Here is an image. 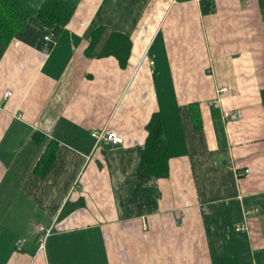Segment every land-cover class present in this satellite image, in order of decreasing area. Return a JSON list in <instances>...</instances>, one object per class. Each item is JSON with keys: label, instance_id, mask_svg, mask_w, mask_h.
Listing matches in <instances>:
<instances>
[{"label": "crops", "instance_id": "1", "mask_svg": "<svg viewBox=\"0 0 264 264\" xmlns=\"http://www.w3.org/2000/svg\"><path fill=\"white\" fill-rule=\"evenodd\" d=\"M64 1L0 44V264H264V0ZM97 28L125 63L86 54ZM153 112L166 176L137 171Z\"/></svg>", "mask_w": 264, "mask_h": 264}, {"label": "trees", "instance_id": "2", "mask_svg": "<svg viewBox=\"0 0 264 264\" xmlns=\"http://www.w3.org/2000/svg\"><path fill=\"white\" fill-rule=\"evenodd\" d=\"M202 1V0H201ZM210 0L202 2L209 3ZM205 10L208 7H203ZM74 10V5L64 0H44L38 7L34 8L21 0H0V44H7L17 31L21 30L27 18L34 15L45 25L65 24ZM102 28L92 32L86 54L97 56L114 54L120 63H125L129 53L131 42L128 35L115 31L109 32L104 40ZM100 44L99 48L96 47ZM193 117L196 123L200 120L197 104H193ZM147 129L146 139L140 152V160L137 171L152 176H166L168 174V151L165 141L163 124L158 112H153L145 125ZM54 151L44 153L37 162L36 170L44 174L53 158ZM69 211L64 205L59 213V218Z\"/></svg>", "mask_w": 264, "mask_h": 264}, {"label": "built area", "instance_id": "3", "mask_svg": "<svg viewBox=\"0 0 264 264\" xmlns=\"http://www.w3.org/2000/svg\"><path fill=\"white\" fill-rule=\"evenodd\" d=\"M6 95H10L11 94V90H7L5 91ZM225 115L227 116L228 119H235L238 117L237 111L236 110H232V111H226ZM90 134L93 136L94 141L98 142L99 140H101L102 138H106L111 140L113 143H118V142H122L123 141V137L121 135H119L118 133H116L115 131L112 130H98V129H93L90 131ZM247 171V169H245ZM257 211V207H251L249 209H245V214L247 213H252ZM235 228L237 230H245L246 229V223H240L237 224L235 226ZM35 229L36 232L41 234L42 233V237L44 238L48 232H49V228H46L44 226H42L41 224H35ZM17 246L21 245V241H18ZM40 244H42V242H40Z\"/></svg>", "mask_w": 264, "mask_h": 264}, {"label": "rangeland", "instance_id": "4", "mask_svg": "<svg viewBox=\"0 0 264 264\" xmlns=\"http://www.w3.org/2000/svg\"><path fill=\"white\" fill-rule=\"evenodd\" d=\"M255 259H257L258 261H259V259H258V257H257V254L255 255V256H252V263H255ZM232 264H234V263H232Z\"/></svg>", "mask_w": 264, "mask_h": 264}]
</instances>
